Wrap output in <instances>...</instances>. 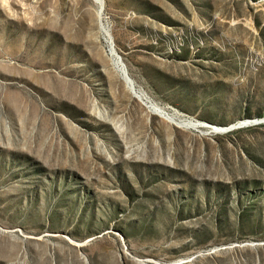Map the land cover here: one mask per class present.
I'll return each mask as SVG.
<instances>
[{
	"label": "rangeland",
	"instance_id": "rangeland-1",
	"mask_svg": "<svg viewBox=\"0 0 264 264\" xmlns=\"http://www.w3.org/2000/svg\"><path fill=\"white\" fill-rule=\"evenodd\" d=\"M253 120L264 0H0V264H264Z\"/></svg>",
	"mask_w": 264,
	"mask_h": 264
},
{
	"label": "bare ground",
	"instance_id": "bare-ground-1",
	"mask_svg": "<svg viewBox=\"0 0 264 264\" xmlns=\"http://www.w3.org/2000/svg\"><path fill=\"white\" fill-rule=\"evenodd\" d=\"M123 74L125 75V72L123 71ZM125 79L127 82H129L130 85H132L130 79L127 77V75H125ZM136 93V92H135ZM136 95L138 96L139 99H143L146 104L148 105V109L152 112H154L155 114L159 115V116H164L165 115V112H164V109H161L160 107H158L157 105L151 103V102H148L146 101V98H144V95H142L141 93H136ZM166 116V115H165ZM259 120H253V121H242V122H239L235 125H231L227 128H220V127H216V126H208L204 123H189L188 125L192 128H209L212 132L214 133H227L228 131H231V130H234V129H237V128H241V127H245V126H248V125H251V124H254L255 122H258ZM259 124L261 123H264V120L258 122ZM78 245V244H77Z\"/></svg>",
	"mask_w": 264,
	"mask_h": 264
},
{
	"label": "water",
	"instance_id": "water-1",
	"mask_svg": "<svg viewBox=\"0 0 264 264\" xmlns=\"http://www.w3.org/2000/svg\"><path fill=\"white\" fill-rule=\"evenodd\" d=\"M260 121H262V120H259L258 122H260ZM258 122H255L254 124H259Z\"/></svg>",
	"mask_w": 264,
	"mask_h": 264
}]
</instances>
